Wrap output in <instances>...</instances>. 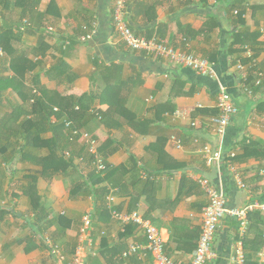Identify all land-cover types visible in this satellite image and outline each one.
<instances>
[{
	"label": "crops",
	"instance_id": "0c3cea01",
	"mask_svg": "<svg viewBox=\"0 0 264 264\" xmlns=\"http://www.w3.org/2000/svg\"><path fill=\"white\" fill-rule=\"evenodd\" d=\"M32 2L24 0L23 7L14 5L8 11L0 2V31L10 24L16 34L7 49H0V128L8 122L16 131L22 122L32 120L35 96L61 114L69 108L70 98L83 97L89 110L85 115L73 111L75 122L98 141L113 169L122 168L105 184L115 193L113 210L124 215L136 212L151 222L164 237L166 254L179 264L191 263L201 235L209 200L200 178L222 189L232 209L264 203V0H130L125 20L136 35L158 36L175 49L209 60L214 64L212 77L128 48L114 29V0ZM23 22L26 31L18 29ZM83 29L91 35L87 41ZM239 33L246 35L245 53L251 50L256 60L252 66L242 53V59L250 61L243 63L245 72L232 63L237 54L228 53L231 36ZM245 74L250 77L247 83ZM221 89L239 110L223 137L210 122L218 114ZM100 98L106 101L101 103ZM40 128L43 140L49 141L52 133L45 124ZM4 132L0 142L4 147L14 145L7 154L20 151L14 134ZM172 137L181 140V149ZM85 146L79 140L71 152L80 153ZM203 146L222 148L226 158L235 153L234 164L247 189L237 186L225 158L207 162L199 153ZM38 148L34 151L38 156L50 153L44 146ZM75 164L84 175L91 170L83 158ZM39 171L32 160L6 164L0 156V207L5 209L0 215V264H56L47 239L60 245L71 260L84 217L96 211L91 196L71 198L72 181L57 175L39 180L37 191L45 211L36 216L38 210L24 189L25 176ZM102 218L95 217L90 231L84 252L87 264H157L149 252L121 256L132 244H147L141 227L123 225L111 211L106 221ZM262 234L263 225L251 221L245 242L248 264H264ZM237 236V221L224 218L213 246L217 257L209 264H233Z\"/></svg>",
	"mask_w": 264,
	"mask_h": 264
},
{
	"label": "built area",
	"instance_id": "2783aa9c",
	"mask_svg": "<svg viewBox=\"0 0 264 264\" xmlns=\"http://www.w3.org/2000/svg\"><path fill=\"white\" fill-rule=\"evenodd\" d=\"M129 2L130 0H114L113 9L114 29L121 37L122 41L128 46V48L134 52H145L152 57L166 58L171 63L179 67L190 69L202 76L212 77L214 75V64L209 60L185 50L175 49L169 46L158 36L144 38L136 35L125 20V14L127 12V6ZM26 24L27 22H23L21 27L22 31L25 30ZM90 38L91 35L84 37L83 39L84 41H87ZM245 56L251 60L252 66L256 64L254 54L251 50H246ZM237 67L238 69L245 72V66L243 63H238ZM262 77L258 78L257 80L258 86L261 85ZM244 80L246 83L248 82V75L245 74ZM245 89L247 92L252 93L247 85ZM216 108L218 110V114L217 116L212 117L210 122L214 128V132L219 137H223L227 132L233 116H236L239 110L233 102L231 96L224 89H221L218 95ZM55 111H57V109ZM191 126L192 128H196L197 123L193 122ZM67 127L72 129L73 137H79L81 141L86 143L90 153L94 155L92 168L98 174L103 175L108 170L109 166L107 161L98 151V141L90 134L82 132L80 129L73 127L71 123H67ZM172 142L175 143L178 149L183 147L181 140L175 137H172ZM196 143H198V140H196ZM199 153L207 162H212L213 160L221 162L224 160V152L222 148L212 150L209 146H203L199 149ZM67 155L69 156L70 154L68 153ZM235 158V153L230 154L227 160L229 161V170L232 172L237 186L241 189H247L241 174L237 171L233 162ZM262 175L264 176V171L262 172ZM198 182L202 189L206 192L209 202L204 209L200 239L190 264H209L216 259L217 255L213 249L215 236L220 222L227 217L236 220L238 223V241L236 242L233 264H248L244 239L247 236L249 230V216L250 213L255 211H260L264 216V203L242 209H232L228 206L227 196L222 189L216 187L213 183L205 178H200ZM107 200L109 210L116 220L121 222L123 225L134 224L141 227L146 236L147 244L130 245L129 248L123 253V259L136 256L140 252H149L154 256L157 264H179L166 254L165 240L158 228H156L151 222L144 220L136 212L130 215H124L113 210V202L115 201L114 192L108 196ZM93 223L94 213H88L83 220L80 243L77 246L74 256L71 258V260H68L64 249L60 245L54 244L51 242V240H46L50 255L56 260V264H87L85 261L84 252H86L87 243L91 238L90 231ZM260 257H264V252L261 253Z\"/></svg>",
	"mask_w": 264,
	"mask_h": 264
},
{
	"label": "trees",
	"instance_id": "16d2710c",
	"mask_svg": "<svg viewBox=\"0 0 264 264\" xmlns=\"http://www.w3.org/2000/svg\"><path fill=\"white\" fill-rule=\"evenodd\" d=\"M28 1L32 2V0H28ZM0 2L2 4L3 9L8 11L11 8V6L22 5L24 0H0ZM38 2L39 0H36V3ZM236 9L237 8L235 7V5L231 6L232 11H236ZM25 12L26 10L23 11V13ZM237 15H238V20L242 22L243 21L241 20L242 14L240 13V11L237 12ZM19 24L20 23H17L15 26L18 27ZM8 27H11V29H8ZM13 27L14 25L5 24L4 28L0 31V49L1 48L7 49V46L10 43L9 40L15 39L16 34L13 31ZM21 27L22 25L18 27V29L19 28L21 29ZM86 29L88 31H92L91 25L87 24ZM87 30L83 29L82 31L84 37L89 36V32ZM245 38L246 35L240 33L233 34L231 36V41L228 45V53L232 57L235 54H237L236 56H234V59L232 61L233 65H237L239 62L246 63V61L250 63V61L246 60L245 58L242 59L241 57L242 53L243 52L245 53V50L243 48L245 43L244 42ZM80 41L81 40H79V43H81ZM249 81H250V77H248V82ZM105 91H107V88L105 89ZM33 99H34L33 109L30 112V114L34 116L32 120H26L22 122L19 125L18 130L16 131H12L8 128L9 127L8 122H6V124L3 123L2 127L0 128V132L5 131L4 134H10V135L14 134V137H16L17 139L14 143L16 146H19L18 148H21L20 151L17 150L12 152L11 154H7L8 148L14 145H11L10 147H4L2 142H0V156L4 158L6 164H9L10 162L13 164L15 162L23 163L25 161L32 160L34 164L40 167L39 172L30 173L29 175L25 176L26 180L28 181V186L26 187V189H24V191L28 196L31 197L32 203L35 206L34 208L36 209V211L38 210L36 216L39 217L45 211L44 206L40 203L41 198L38 196V191H37L39 180L43 178L51 179L56 177L57 175H62L65 180L72 181L70 188L71 198L75 199L76 197L81 195L91 196L94 199L96 205L94 220L95 217L98 215L100 217H104L101 220L106 221L107 219L105 218L110 216V210L108 207L107 198L112 193V191L105 184L111 183V180L120 173L122 168L113 169L112 166L107 162L109 166L108 170L103 175H100L92 168L94 155L90 153L87 145L85 147H82L81 149L82 152L75 153L76 155L73 154V152H71V145L78 142L80 138L73 137L72 129L67 127V123H71L73 127H76L81 130L79 125L75 122V119L71 113L77 110L79 112L81 111L80 114L84 113L85 115V113H87V111L89 110V106H87V104L85 105L84 103L85 99L83 97L72 98V99L70 98L68 101L69 105L66 106L69 108L63 110V113L65 114H61V110L59 109L55 111L56 108L54 109L53 107L49 106L43 99L37 98V96H35ZM100 101L101 103H104L106 99L100 98ZM111 108L114 109L115 106L112 105ZM67 113L69 117L67 119L65 118L63 119L62 116L63 115L66 116ZM37 118L41 120L37 121ZM40 121H44L45 123ZM42 124H45L48 131L52 133V138L49 141H44L41 136L42 128L40 127H42ZM39 146L46 147L47 149H49L50 153L44 157L38 156L37 154L34 153V151L39 150L38 148ZM29 149H31V151H29ZM100 150L101 147H99L98 144V151L102 155ZM68 153L70 154L69 156L67 155ZM77 158H83V160L86 161L88 166L91 168V170L87 172L85 175L82 174L84 173L83 168L75 164ZM103 158L106 160L104 156ZM224 158L225 161L228 160V158H226L225 156ZM75 176H80L78 177L79 180L76 179ZM3 177H4V173H3ZM4 214H5V209L0 207V215L3 216ZM249 219H250L249 230L251 226V221L252 223H254V225L255 224L264 225V216L260 211H255L250 213ZM64 220L61 222H64ZM261 237L264 240L263 234ZM246 239L247 236L244 239V246Z\"/></svg>",
	"mask_w": 264,
	"mask_h": 264
}]
</instances>
